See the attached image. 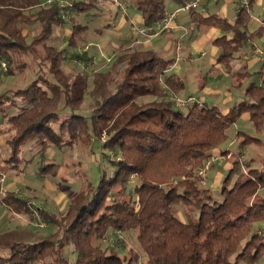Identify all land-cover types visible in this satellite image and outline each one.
Masks as SVG:
<instances>
[{
  "label": "trees",
  "instance_id": "1",
  "mask_svg": "<svg viewBox=\"0 0 264 264\" xmlns=\"http://www.w3.org/2000/svg\"><path fill=\"white\" fill-rule=\"evenodd\" d=\"M95 1L72 0L71 10H88ZM166 1L178 7L189 0H132L145 27L164 17ZM253 1L238 7L233 24L216 15L189 12L202 26L225 33L213 44L220 48L215 63L227 70L247 40L264 34V27L246 30ZM39 3L0 0V61L7 66L6 74L25 67L24 62L15 64L20 55H39L32 81L10 89L12 97L0 93L8 148L3 163L16 168L27 144L42 153L51 145L96 142L114 159L103 153L109 167L100 169L95 183H82L63 214L37 211L54 227L53 232L33 243L0 240V249L6 250L0 254V264H258L264 258V228L254 231V226L264 223V158L259 167L238 174V162L233 161L218 194L201 187L195 172L242 115H248L257 132L264 129V78L249 82L244 87L246 99L226 112L203 104L180 109L170 95L180 93L185 83L178 75L166 73L174 59L151 49L128 48L116 54L106 71L91 74L90 111L81 114V97L72 95L77 79L62 69L68 51L55 50L48 43L54 29L64 24L60 10L55 4L42 8ZM71 21L69 44L75 46L73 39L80 38L84 28ZM25 26L38 29L30 41L23 34ZM43 67L52 80L43 74ZM234 75L240 85L250 76L247 72ZM13 107L16 112L8 114ZM248 140L257 141L247 137L244 142ZM53 170V164L39 167L41 173ZM131 178L136 183L127 191ZM0 202L18 215H32L27 200L12 191L0 196ZM128 230L136 233L138 246L128 251V257L99 246L108 231ZM66 247H71L73 260L65 254Z\"/></svg>",
  "mask_w": 264,
  "mask_h": 264
},
{
  "label": "rangeland",
  "instance_id": "2",
  "mask_svg": "<svg viewBox=\"0 0 264 264\" xmlns=\"http://www.w3.org/2000/svg\"><path fill=\"white\" fill-rule=\"evenodd\" d=\"M167 3L168 1H166V4ZM255 8L256 10L254 12H259L260 8ZM74 14L75 17L78 16V18H83L89 14L98 15L99 13L95 12L94 7L83 11H72L70 9L65 19L62 20L71 30L72 24L70 21ZM111 16L112 19H115V22L119 18V14L115 16L113 10L111 11ZM76 20L74 19V24L83 25L82 23H78V19ZM62 26L63 25H61V28L65 27ZM37 30L36 27L25 26L23 28V34L27 35V41H30V38L32 35L36 34ZM70 35L71 33L66 35L61 29L55 28L48 43L55 50L67 49L68 54L63 61L62 69L65 73L72 75V80L77 79V85L73 89L72 95L74 97L77 95L81 97L78 111L81 114L88 115L92 102L90 98L92 87L91 74L93 72L106 71L117 53H114L108 62H106L105 59L101 62H97L91 56V58H86L88 53L90 55L94 54V49H90L91 47L88 45L89 41L85 39V37L81 36L79 38L78 36L73 39V44L76 43L75 46H71V44H69ZM75 55H85V58L78 59L75 58ZM21 62H24L25 67L21 71L17 70V68L14 69L11 76L6 74L7 66L5 70L0 67L1 94L12 97V93L9 92L10 89L22 88L36 77L39 55L35 54L32 57L20 55L16 59L15 64L19 65ZM42 71L47 78L53 79L45 67H43ZM237 93L238 92L232 94V101L230 102L231 107L246 99L245 96L238 97ZM15 101L17 102L18 100ZM17 103H19V101ZM8 106L9 104H6L7 109L9 108ZM15 112L16 109L14 107L7 111L8 114H14ZM234 129L243 134H238L235 138H232V135L229 134V137L227 136V139L218 147L221 151L228 149L233 155L231 158H226L229 164L223 159L221 160L222 165L226 164L225 170L221 171L223 177L232 168L233 161L237 160L238 162L235 166L236 173L238 174L241 171H247V168L259 167V161L264 158V129L257 132L249 121L247 114L242 115L236 121ZM5 130V118L0 117V196L3 197L6 192L12 191L20 198L26 199L27 208L32 215H18L0 202V240L33 243L54 231V227L43 221L41 216L37 214V211L47 212L56 216L63 214L70 197L78 191L82 183L88 180L95 183L99 177L100 169L109 167L103 153H107L111 159H114V155L108 150L100 149L96 142H93L91 146L76 144L72 147L63 148H57L51 145L42 153L31 144H27L21 153L23 161L17 165L16 168H10L3 163L8 154V148L4 143V137L6 135ZM247 137L256 138L258 141L248 140L244 142ZM104 139L105 138L102 137L101 141H104ZM226 153L228 152H225L224 155H226ZM209 159L210 158H208L203 167L195 173L201 181H206V183L200 181L201 187L208 186L210 188H207L210 189L213 194H218L222 179L218 181L219 183L214 184V186L212 184L213 181L208 179L207 173L212 169ZM43 164H53L54 170L52 172H39V167ZM228 167L230 168L228 169ZM135 183L136 179L131 178L127 184V191H130ZM179 217L183 219L181 215H179ZM263 228L264 223H260L259 225L255 224L254 231ZM135 234L136 233L131 230L119 233L108 231L105 238L100 240L98 244L102 249H106L107 251L113 249L121 256L128 257L129 250L135 251L138 248ZM70 250L71 247H66L65 254L70 260H73L74 257ZM5 253V249H0V254ZM143 258L144 254H141L140 260ZM47 262V264L50 263V261ZM239 264L243 263L241 262ZM258 264H264V258H262Z\"/></svg>",
  "mask_w": 264,
  "mask_h": 264
},
{
  "label": "crops",
  "instance_id": "3",
  "mask_svg": "<svg viewBox=\"0 0 264 264\" xmlns=\"http://www.w3.org/2000/svg\"><path fill=\"white\" fill-rule=\"evenodd\" d=\"M102 1L94 2L93 7L95 12L99 13L98 15L89 14L78 18L74 14L71 17L72 20L78 19V23L83 24L81 26L84 30L81 36L89 41L90 49H94V54L88 53L86 58L92 57L97 62L105 59L108 62L114 53L124 49L154 50L166 58L174 59L173 65L166 73H174L184 81L185 87L177 95L183 98L195 96L203 105L215 106L222 112L231 108L232 94L238 92V97H242L244 87L249 82L260 83L264 78V34L247 40L234 53L230 69L227 70L215 63L220 48L213 43L217 38L225 35L220 29L204 27L197 23L189 13H180L176 20L177 27L172 31L161 32L156 25L151 29L144 26L141 14L133 5L132 0ZM240 3L241 0H204L196 12L202 17L216 15L233 24ZM255 7L260 8L259 12H254ZM175 8L177 6L168 1L166 13ZM112 10L115 16L119 14L116 22L112 19ZM70 23L72 24L71 21ZM62 27L64 28L61 26L56 28L61 29L66 35L71 33V28L69 29L66 23ZM258 27H264V0L253 1L246 30L252 32ZM138 29H143L144 33H139ZM226 36L230 38V34ZM245 72L250 76L240 85V80L234 74ZM234 126L235 124L226 131L228 137L231 134L232 138H235L242 133L236 131ZM225 152L228 153L224 155ZM210 155L211 162L209 163L212 169L207 176L213 181L214 186L222 179L221 171L226 168V164L222 165L221 160L229 164L226 158H231L233 155L228 149L221 151L219 148L214 149ZM205 179L207 180L206 177ZM201 182L206 183V181Z\"/></svg>",
  "mask_w": 264,
  "mask_h": 264
},
{
  "label": "built area",
  "instance_id": "4",
  "mask_svg": "<svg viewBox=\"0 0 264 264\" xmlns=\"http://www.w3.org/2000/svg\"><path fill=\"white\" fill-rule=\"evenodd\" d=\"M113 1L116 2V0ZM203 1L204 0H189L184 2L182 5L178 6L173 11L167 12L157 24L149 26V29L153 28V26L156 25L158 30L161 32L172 31L177 27L176 20L180 13H189L191 10H196ZM71 2L72 0H42L40 1L39 6L44 8L55 4L60 10V18L65 19L68 11L72 8L73 4ZM247 3L248 0H241L240 6L246 7ZM138 32L144 33V30L138 29ZM0 67L3 68V70L6 69V64L4 61H0ZM170 99L175 105V107L180 109H186L193 105H196L197 107L202 106L200 100L195 96H188L186 98H182L177 94H171Z\"/></svg>",
  "mask_w": 264,
  "mask_h": 264
}]
</instances>
